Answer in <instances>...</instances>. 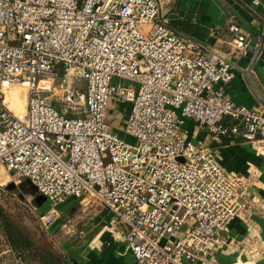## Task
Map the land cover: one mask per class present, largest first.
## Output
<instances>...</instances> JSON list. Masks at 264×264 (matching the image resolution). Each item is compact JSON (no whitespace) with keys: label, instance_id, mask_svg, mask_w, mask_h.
<instances>
[{"label":"built area","instance_id":"built-area-1","mask_svg":"<svg viewBox=\"0 0 264 264\" xmlns=\"http://www.w3.org/2000/svg\"><path fill=\"white\" fill-rule=\"evenodd\" d=\"M168 1L0 0V164L51 205L94 200L134 264H218L235 244L227 225L263 211L251 177L223 168L216 146L264 147V107L226 95L232 60L169 26ZM228 31L238 57L256 53L238 25ZM14 84L25 88L19 115L5 102ZM117 100L131 141L105 119Z\"/></svg>","mask_w":264,"mask_h":264},{"label":"crops","instance_id":"crops-1","mask_svg":"<svg viewBox=\"0 0 264 264\" xmlns=\"http://www.w3.org/2000/svg\"><path fill=\"white\" fill-rule=\"evenodd\" d=\"M162 14L177 33L198 41L207 50L231 57L232 77L224 85L231 100L264 107V43L261 42L264 0H169L164 4ZM231 23L238 25L245 34L249 51L257 45L255 54L230 56L233 35L228 31V25ZM198 137L203 138V135ZM216 153L223 168L251 177L248 194L262 209L263 215L252 217L249 223L232 220L226 230L234 238V247L215 253L214 258L218 264H264V147L255 148L250 142L227 139L216 146ZM70 199L60 203L57 217L47 227L48 236L61 255V262L134 264L123 242L102 227L108 211L91 207L90 200L83 199L77 202L80 208L76 210L81 214L78 215L71 207L77 200ZM249 231L256 237L252 246L253 259L244 251L247 245L239 244Z\"/></svg>","mask_w":264,"mask_h":264},{"label":"rangeland","instance_id":"rangeland-1","mask_svg":"<svg viewBox=\"0 0 264 264\" xmlns=\"http://www.w3.org/2000/svg\"><path fill=\"white\" fill-rule=\"evenodd\" d=\"M217 52L220 53L219 51ZM228 52H230V50H228ZM230 56H234V58H236L238 57V54L237 52H234L231 53ZM230 58L231 57H229V59ZM10 94L11 98L9 99V102H6L8 107L14 112V114H22L25 102V88L20 84L11 85ZM13 96L17 97L16 102L13 101ZM110 105L113 106V111L107 110L105 112V119L112 128L111 130L126 141H131V138L124 136L121 131L126 110L128 109V103L122 100H117L114 101V103L112 102ZM27 191L31 194H27ZM37 194L38 193L35 189L30 187V184L25 178L21 177L17 173L6 171V169L0 164V210L13 222L18 231L27 236L31 241L36 244L47 243L52 251L58 253L57 248L48 236L47 227L45 228L40 224L38 216L47 209H54L58 211L61 204L58 203L56 205H51L44 199V201L40 204L41 206H38L32 200L33 196H36ZM70 201H72V199H70ZM77 202L78 200L75 203H72L71 207L74 213L81 215L79 213L80 210H76L80 206ZM45 204L48 205L47 208H43L46 206ZM90 206L103 208L94 200L90 201ZM69 215L72 216L73 214ZM1 250L0 264H35L33 261L24 262L22 260H18L0 229V251ZM244 251L247 252L251 259L254 258L255 255H253L252 246L247 245V247L244 248Z\"/></svg>","mask_w":264,"mask_h":264},{"label":"trees","instance_id":"trees-1","mask_svg":"<svg viewBox=\"0 0 264 264\" xmlns=\"http://www.w3.org/2000/svg\"><path fill=\"white\" fill-rule=\"evenodd\" d=\"M27 194H31L29 191ZM0 229L18 260L35 264H63L60 253L52 251L46 243L36 244L22 234L0 210Z\"/></svg>","mask_w":264,"mask_h":264},{"label":"water","instance_id":"water-1","mask_svg":"<svg viewBox=\"0 0 264 264\" xmlns=\"http://www.w3.org/2000/svg\"><path fill=\"white\" fill-rule=\"evenodd\" d=\"M28 182V180H26ZM29 183V182H28ZM30 184V183H29ZM11 186V185H10ZM9 186V187H10ZM30 187L34 188L31 184H30ZM33 202L36 204V205H40L43 201H44V198L43 196H41L40 194H37L36 196H33Z\"/></svg>","mask_w":264,"mask_h":264},{"label":"bare ground","instance_id":"bare-ground-1","mask_svg":"<svg viewBox=\"0 0 264 264\" xmlns=\"http://www.w3.org/2000/svg\"><path fill=\"white\" fill-rule=\"evenodd\" d=\"M16 100H17V97L16 96H13V101L14 102H16ZM5 102H9V98L7 97V99L5 98ZM109 104H112V103H110L109 102ZM6 105H7V103H6ZM8 106V105H7ZM9 108V107H8ZM10 109V108H9ZM11 110V109H10ZM12 111V110H11ZM13 112V111H12ZM14 113V112H13Z\"/></svg>","mask_w":264,"mask_h":264}]
</instances>
